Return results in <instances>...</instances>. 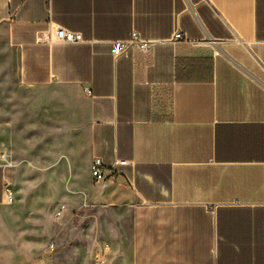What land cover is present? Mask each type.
<instances>
[{"label": "crops", "instance_id": "crops-1", "mask_svg": "<svg viewBox=\"0 0 264 264\" xmlns=\"http://www.w3.org/2000/svg\"><path fill=\"white\" fill-rule=\"evenodd\" d=\"M0 27L25 86L83 94L84 165L128 161L82 194L131 210L133 264H264V0H0ZM57 27L84 42L39 40ZM134 32L151 50L113 56ZM2 153L0 243L14 203Z\"/></svg>", "mask_w": 264, "mask_h": 264}, {"label": "rangeland", "instance_id": "rangeland-1", "mask_svg": "<svg viewBox=\"0 0 264 264\" xmlns=\"http://www.w3.org/2000/svg\"><path fill=\"white\" fill-rule=\"evenodd\" d=\"M87 123L80 90L22 83L18 51L0 27V144L12 163L14 198L3 212L13 237L0 243V252L11 253L14 264H95L105 244L106 264H133L131 210L84 205L82 193L100 185L79 144ZM62 206L66 213L58 219Z\"/></svg>", "mask_w": 264, "mask_h": 264}, {"label": "built area", "instance_id": "built-area-1", "mask_svg": "<svg viewBox=\"0 0 264 264\" xmlns=\"http://www.w3.org/2000/svg\"><path fill=\"white\" fill-rule=\"evenodd\" d=\"M39 40L48 44H80L84 42V37L82 33L74 32L62 27H57L55 29H50L48 31H44L39 33ZM173 42L186 41L182 32L175 33ZM212 45H216V41H211ZM154 41H149L143 39L139 36L138 33H132L131 37L125 41H115L112 44L111 53L113 56L117 57L124 53H126L132 47H136L142 52H149L151 48L154 46ZM2 160L5 162L4 168L9 169L12 167V163L9 161L6 153L1 154ZM128 161L119 160L113 163L111 166H107L101 158H95L91 164V175L93 180L96 183H104L107 180L116 181L119 175H122V172L118 170V167L128 165ZM5 184V194L8 203H12L14 201L13 198V183L10 179H4ZM66 213V206H62L56 211V218H62ZM47 249L49 251H54L55 243L52 242L48 245ZM111 251V247L108 244H105L101 251L96 255L95 264H106L108 259V254ZM28 264H33L28 263Z\"/></svg>", "mask_w": 264, "mask_h": 264}]
</instances>
